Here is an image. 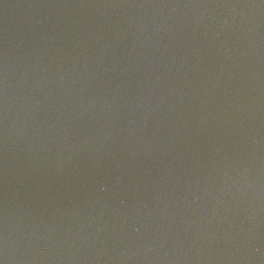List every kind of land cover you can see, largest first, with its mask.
<instances>
[{
  "label": "water",
  "instance_id": "water-1",
  "mask_svg": "<svg viewBox=\"0 0 264 264\" xmlns=\"http://www.w3.org/2000/svg\"><path fill=\"white\" fill-rule=\"evenodd\" d=\"M0 264H264V0H0Z\"/></svg>",
  "mask_w": 264,
  "mask_h": 264
}]
</instances>
